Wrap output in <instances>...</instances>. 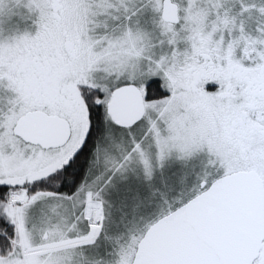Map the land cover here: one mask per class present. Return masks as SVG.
Here are the masks:
<instances>
[{"label": "snow or ice", "instance_id": "6c2138e0", "mask_svg": "<svg viewBox=\"0 0 264 264\" xmlns=\"http://www.w3.org/2000/svg\"><path fill=\"white\" fill-rule=\"evenodd\" d=\"M0 264H264V0H0Z\"/></svg>", "mask_w": 264, "mask_h": 264}]
</instances>
